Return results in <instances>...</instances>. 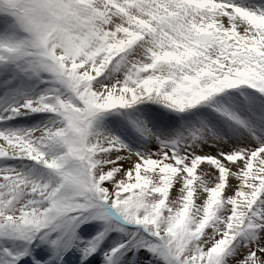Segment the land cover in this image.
Segmentation results:
<instances>
[{
	"label": "snow or ice",
	"instance_id": "6c2138e0",
	"mask_svg": "<svg viewBox=\"0 0 264 264\" xmlns=\"http://www.w3.org/2000/svg\"><path fill=\"white\" fill-rule=\"evenodd\" d=\"M0 264H264V0H0Z\"/></svg>",
	"mask_w": 264,
	"mask_h": 264
}]
</instances>
